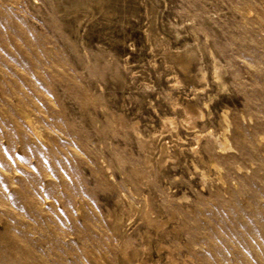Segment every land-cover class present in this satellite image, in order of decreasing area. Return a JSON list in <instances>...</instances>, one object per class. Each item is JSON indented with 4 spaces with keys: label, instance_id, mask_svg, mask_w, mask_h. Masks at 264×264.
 <instances>
[{
    "label": "rangeland",
    "instance_id": "obj_1",
    "mask_svg": "<svg viewBox=\"0 0 264 264\" xmlns=\"http://www.w3.org/2000/svg\"><path fill=\"white\" fill-rule=\"evenodd\" d=\"M0 264H264V0H0Z\"/></svg>",
    "mask_w": 264,
    "mask_h": 264
},
{
    "label": "bare ground",
    "instance_id": "obj_2",
    "mask_svg": "<svg viewBox=\"0 0 264 264\" xmlns=\"http://www.w3.org/2000/svg\"><path fill=\"white\" fill-rule=\"evenodd\" d=\"M246 14H247V12H246ZM189 61V59H188V57H187V55H181V57H179L178 58V63H179V66H180V68L181 69H185V67H186V63ZM188 112V111H187ZM188 114V113H187ZM25 122V121H24ZM29 130H30V133L32 134V135H35V133H36V131H35V129L34 128H29ZM262 139V138H261ZM215 140V139H214ZM214 142H216V141H214ZM218 142V141H217ZM222 142V141H221ZM220 143V142H219ZM215 145V144H214ZM221 145V149H224V148H226L227 146H226V140H224V142L222 143V144H220ZM218 147V146H217ZM220 147V146H219ZM238 172H240V170H238L237 168L235 169V173H238ZM176 178V177H175ZM173 179V178H172ZM173 181V180H172ZM177 181V180H176ZM170 183H171V181H170ZM177 186V185H176ZM175 187V186H174ZM156 226V225H155Z\"/></svg>",
    "mask_w": 264,
    "mask_h": 264
}]
</instances>
